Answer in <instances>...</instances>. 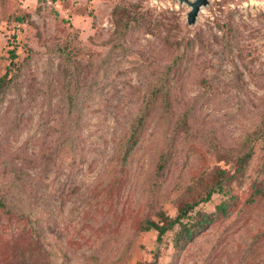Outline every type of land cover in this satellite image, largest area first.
Returning a JSON list of instances; mask_svg holds the SVG:
<instances>
[{
	"label": "rangeland",
	"instance_id": "374dc122",
	"mask_svg": "<svg viewBox=\"0 0 264 264\" xmlns=\"http://www.w3.org/2000/svg\"><path fill=\"white\" fill-rule=\"evenodd\" d=\"M194 2L0 0V77L11 45L20 67L0 100V194L34 219L0 212V264H264V196L249 201L264 189V0H206L190 23ZM249 146L227 214L182 250L139 230Z\"/></svg>",
	"mask_w": 264,
	"mask_h": 264
},
{
	"label": "trees",
	"instance_id": "16d2710c",
	"mask_svg": "<svg viewBox=\"0 0 264 264\" xmlns=\"http://www.w3.org/2000/svg\"><path fill=\"white\" fill-rule=\"evenodd\" d=\"M25 17L17 16L15 21L22 22ZM120 23H122L120 21ZM130 22H126L123 28L128 27ZM15 37H12L13 44ZM9 52V64L5 69V73L0 77V100L5 96L6 90L10 87L12 82L17 78L19 74V65L15 61L17 59L16 47ZM164 90L162 85L156 86L150 99L145 105L144 111L136 118L132 124L129 132V136L126 140L124 151L122 154V162L124 163L129 155L132 153L136 145L140 141V137L143 131V127L147 120L149 110L152 106L153 99ZM166 105V104H164ZM264 148V140H262ZM254 156V151L251 146L235 159L232 163L230 171L216 170L208 176H202L198 178L191 186L190 193L192 198L180 202L177 212L173 217L166 216L164 213L158 214V220L144 219L140 222V231H154L157 235V240L161 242L163 237L172 233V244L175 249L182 250L187 244L204 230L205 226L213 223L219 216L227 214L229 208L234 202L233 190L235 186L242 184V179L246 174L251 159ZM215 195H221L225 198L224 201L216 206L214 213H205L199 210V207L212 201ZM256 196H264V189L260 190L255 188V192L249 196V201H254ZM0 212L8 217L16 218L20 221H25L26 227L34 228V219L31 214L24 215L13 211L6 202L5 198L0 194ZM22 237L23 242H29L27 232L21 230L19 234ZM19 237V236H18ZM138 264H154L138 263Z\"/></svg>",
	"mask_w": 264,
	"mask_h": 264
},
{
	"label": "water",
	"instance_id": "95a60500",
	"mask_svg": "<svg viewBox=\"0 0 264 264\" xmlns=\"http://www.w3.org/2000/svg\"><path fill=\"white\" fill-rule=\"evenodd\" d=\"M206 0H195V2L192 4V11L189 14V22L192 23L194 20V16L199 10V7L203 4H205Z\"/></svg>",
	"mask_w": 264,
	"mask_h": 264
}]
</instances>
